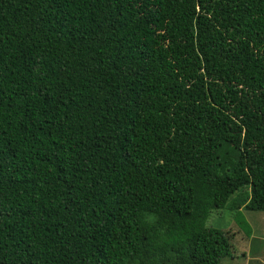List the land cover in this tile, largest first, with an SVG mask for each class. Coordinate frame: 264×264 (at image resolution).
Returning a JSON list of instances; mask_svg holds the SVG:
<instances>
[{
	"label": "trees",
	"instance_id": "obj_1",
	"mask_svg": "<svg viewBox=\"0 0 264 264\" xmlns=\"http://www.w3.org/2000/svg\"><path fill=\"white\" fill-rule=\"evenodd\" d=\"M243 210L264 0H0V264H221Z\"/></svg>",
	"mask_w": 264,
	"mask_h": 264
},
{
	"label": "rangeland",
	"instance_id": "obj_2",
	"mask_svg": "<svg viewBox=\"0 0 264 264\" xmlns=\"http://www.w3.org/2000/svg\"><path fill=\"white\" fill-rule=\"evenodd\" d=\"M222 212L214 211L206 222V226L222 230L229 239L231 256L223 259L221 264H264V212H240L251 230L249 237L232 214Z\"/></svg>",
	"mask_w": 264,
	"mask_h": 264
}]
</instances>
